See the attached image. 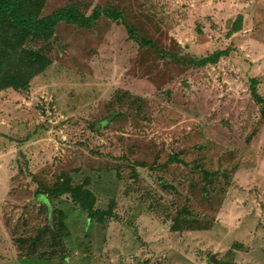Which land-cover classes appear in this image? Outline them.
<instances>
[{"label": "rangeland", "instance_id": "rangeland-1", "mask_svg": "<svg viewBox=\"0 0 264 264\" xmlns=\"http://www.w3.org/2000/svg\"><path fill=\"white\" fill-rule=\"evenodd\" d=\"M77 1L87 15L122 11L156 47L104 15L28 42L51 62L28 88L0 90V264H264V115L251 95L256 78L264 98V0H47L44 13ZM218 49L214 64L182 60ZM66 174L113 215L89 221L60 195L63 245L25 259L15 237L53 223L37 190ZM184 206L208 227L172 230Z\"/></svg>", "mask_w": 264, "mask_h": 264}, {"label": "trees", "instance_id": "trees-1", "mask_svg": "<svg viewBox=\"0 0 264 264\" xmlns=\"http://www.w3.org/2000/svg\"><path fill=\"white\" fill-rule=\"evenodd\" d=\"M46 3L47 0H0V90L10 87L16 90L26 89L30 85L31 80L45 70L51 62L50 58L40 47L29 46L28 42L39 39L48 42L54 39L56 28L61 22L90 27L104 15L124 24L130 39L140 44L156 47L152 41L142 37L137 32V29L128 23L120 10L115 8H105L103 10L96 8L90 15H87L81 11L80 3L77 1L60 6L50 13H44ZM161 51L163 50L161 49ZM227 52L228 50L226 49H218L201 58L181 59L189 64L204 66L218 62L221 55ZM169 55L170 57H176L175 54L167 51H164L162 57L165 58ZM251 82V95L262 106L261 113L264 115V98L260 95L256 86L258 80L251 78ZM172 157L176 158L175 156ZM204 173L205 181L212 184L217 173H212L208 170H204ZM160 182L163 186L166 185L162 178H160ZM42 186L43 189L39 188L37 190L36 201L47 207L46 214L53 217V223H46L39 227L36 235L15 237V242L25 259L39 246H44L48 241L49 251L50 248H57L58 244L63 245L58 232L57 219H55L57 208L52 207V199L68 194L87 212L89 221L94 217L101 219L105 215L110 217L113 215V203L107 209L95 207L96 197L92 191L89 190L84 199L78 197L76 187H74L71 176L68 174L57 179L53 185ZM81 186L85 188L83 185ZM206 193L209 194L207 190ZM202 222L205 221L192 215L184 206L177 210L171 228L175 231L184 229L196 231L207 228V222ZM39 252L42 253V251ZM64 256L65 253H59L58 255L62 260L65 258ZM222 264L224 263L222 262Z\"/></svg>", "mask_w": 264, "mask_h": 264}]
</instances>
